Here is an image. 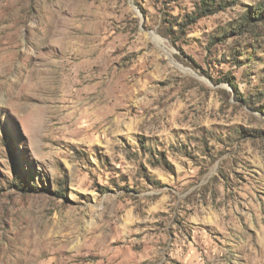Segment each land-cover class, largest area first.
<instances>
[{"label": "rangeland", "instance_id": "rangeland-1", "mask_svg": "<svg viewBox=\"0 0 264 264\" xmlns=\"http://www.w3.org/2000/svg\"><path fill=\"white\" fill-rule=\"evenodd\" d=\"M220 2L0 0V264H264V0Z\"/></svg>", "mask_w": 264, "mask_h": 264}, {"label": "trees", "instance_id": "trees-1", "mask_svg": "<svg viewBox=\"0 0 264 264\" xmlns=\"http://www.w3.org/2000/svg\"><path fill=\"white\" fill-rule=\"evenodd\" d=\"M223 0H200V4L197 7L196 14L189 16L187 20H184L183 22L179 23L180 28L184 24H186V21H194L199 16L205 15L207 13H213L215 12L219 6H221V2ZM261 22H264V3H258L256 4V7L253 11L247 12L244 17L242 18L241 22H239L238 27L236 28L238 31H253L254 27ZM166 35V33H164ZM239 99L243 100L244 102H248L249 105H253V103L249 102L248 97H243V95L238 94ZM254 97L255 102L260 101L261 97L260 94H255ZM251 103V104H250ZM253 107H256L253 105Z\"/></svg>", "mask_w": 264, "mask_h": 264}]
</instances>
